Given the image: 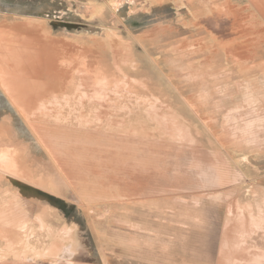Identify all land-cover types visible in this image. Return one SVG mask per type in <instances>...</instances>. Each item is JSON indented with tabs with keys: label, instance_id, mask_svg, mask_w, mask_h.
<instances>
[{
	"label": "rangeland",
	"instance_id": "374dc122",
	"mask_svg": "<svg viewBox=\"0 0 264 264\" xmlns=\"http://www.w3.org/2000/svg\"><path fill=\"white\" fill-rule=\"evenodd\" d=\"M255 2L0 0L74 59L29 114L0 83V264H264Z\"/></svg>",
	"mask_w": 264,
	"mask_h": 264
},
{
	"label": "bare ground",
	"instance_id": "6f19581e",
	"mask_svg": "<svg viewBox=\"0 0 264 264\" xmlns=\"http://www.w3.org/2000/svg\"><path fill=\"white\" fill-rule=\"evenodd\" d=\"M255 1H256L255 3L257 4V7L260 8L259 12H261L262 16L264 17V4H263V2L261 0H255ZM207 7H209L208 9L212 13L214 12V15H215V11H214L215 8H213L212 6H208V5H207ZM92 10L95 11V8L91 7V9L89 10V13L93 12ZM217 13L219 14L220 12L217 11ZM218 14H216V15H218ZM220 17H221V15H220ZM224 18H225V16H224ZM218 19H219L220 27L224 26L227 22L226 20H223L221 18H218ZM227 20H229V18ZM37 24L39 25V23H37ZM29 25H31V24H29ZM35 25H36V23H35ZM2 26L0 27V83L2 85V88L10 95L11 98H13L15 104L20 106L19 108H21L23 110V112H26V113L28 112V114H29L31 107L29 106L30 104L26 103L25 101L29 98L28 94L34 95L33 93H30V92L32 90H34L33 87H35L36 84H40V83H42L44 85L46 84L45 79H48V78H46L45 75L43 76V73L47 74L50 77H55V75L57 73L55 72L56 70H54V69L57 68L59 61H60V66L62 68V71L60 68L57 69V71L59 72V70H60L61 74L64 72H67L68 70H70L71 64L73 63L74 59H73L72 54H69V52H67L66 48H68V47H66L65 49H64L65 46L63 47V49L58 48L59 45L57 43L60 42V39L55 40V39L48 38V42H40V40H38L40 37L38 38L35 34H33V33H35V31L32 33L24 32V33H27V35L24 34V36L22 37V35H20L21 33L18 32L19 31L18 29L19 28L21 29V26H24L23 23L22 24L16 23L15 25H13V26L10 25L8 27H6V26L2 27ZM33 27H34V25H33ZM33 27L31 25V28H33ZM213 29H215V28H213ZM216 29H218V28H216ZM24 30H26V28ZM24 30H21V31H24ZM40 30H41V28H40ZM29 32H31V30ZM39 35L41 36V34H39ZM15 42H18V44H20V46L22 48H25V50L18 51L17 48H21V47L20 46L15 47L16 46ZM1 43H4L3 47H1L2 46ZM6 43H8V44H6ZM13 44L15 46H13ZM57 58H59V59H57ZM56 76H58V75H56ZM66 76H68V75H66ZM43 77H44L45 81L42 79ZM38 88H39V91L42 90L41 87H38ZM43 88L46 89V87H43ZM39 91H37L38 92L37 94H40ZM43 92H44V90H43ZM46 93H48V92H46ZM34 99H32V100H34ZM32 104H34V102ZM33 106H35V105H33ZM10 153H12V152H10L9 149H4L1 151V154L6 155L7 157L10 156ZM1 157L2 156H0V158ZM1 159H3V157ZM13 161H15V160L13 159ZM13 161H11V162H13ZM10 164H8L9 166H7V167L5 166V168L9 170ZM14 164L17 166L18 160ZM230 221H232V219ZM227 222H229V221H227ZM225 231H226V229H225ZM223 249H225L224 246L222 247V250ZM220 253L222 254V252H220Z\"/></svg>",
	"mask_w": 264,
	"mask_h": 264
}]
</instances>
